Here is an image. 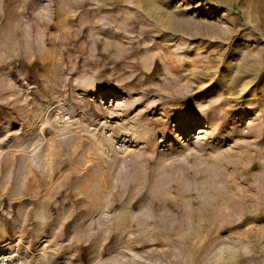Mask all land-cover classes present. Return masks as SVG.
Returning <instances> with one entry per match:
<instances>
[{"label": "rangeland", "instance_id": "374dc122", "mask_svg": "<svg viewBox=\"0 0 264 264\" xmlns=\"http://www.w3.org/2000/svg\"><path fill=\"white\" fill-rule=\"evenodd\" d=\"M0 255L264 264V0H0Z\"/></svg>", "mask_w": 264, "mask_h": 264}, {"label": "built area", "instance_id": "2783aa9c", "mask_svg": "<svg viewBox=\"0 0 264 264\" xmlns=\"http://www.w3.org/2000/svg\"><path fill=\"white\" fill-rule=\"evenodd\" d=\"M0 264H19V262L11 255H0Z\"/></svg>", "mask_w": 264, "mask_h": 264}]
</instances>
